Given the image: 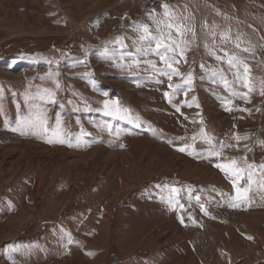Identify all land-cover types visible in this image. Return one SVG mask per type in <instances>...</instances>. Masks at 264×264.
I'll list each match as a JSON object with an SVG mask.
<instances>
[{
  "label": "rangeland",
  "instance_id": "1",
  "mask_svg": "<svg viewBox=\"0 0 264 264\" xmlns=\"http://www.w3.org/2000/svg\"><path fill=\"white\" fill-rule=\"evenodd\" d=\"M0 264H264V0H0Z\"/></svg>",
  "mask_w": 264,
  "mask_h": 264
},
{
  "label": "snow or ice",
  "instance_id": "2",
  "mask_svg": "<svg viewBox=\"0 0 264 264\" xmlns=\"http://www.w3.org/2000/svg\"><path fill=\"white\" fill-rule=\"evenodd\" d=\"M182 150V149H181Z\"/></svg>",
  "mask_w": 264,
  "mask_h": 264
}]
</instances>
